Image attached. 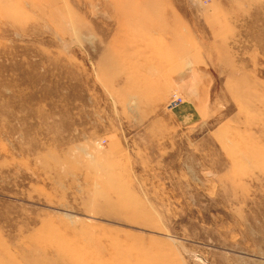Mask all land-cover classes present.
Segmentation results:
<instances>
[{"label":"rangeland","instance_id":"374dc122","mask_svg":"<svg viewBox=\"0 0 264 264\" xmlns=\"http://www.w3.org/2000/svg\"><path fill=\"white\" fill-rule=\"evenodd\" d=\"M0 264H264V0H0Z\"/></svg>","mask_w":264,"mask_h":264},{"label":"built area","instance_id":"2783aa9c","mask_svg":"<svg viewBox=\"0 0 264 264\" xmlns=\"http://www.w3.org/2000/svg\"><path fill=\"white\" fill-rule=\"evenodd\" d=\"M176 98L170 103V107L171 108H175L177 107V105H179V103L182 101L181 96H175Z\"/></svg>","mask_w":264,"mask_h":264}]
</instances>
